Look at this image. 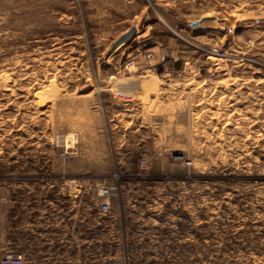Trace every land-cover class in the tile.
<instances>
[{
  "label": "rangeland",
  "instance_id": "1",
  "mask_svg": "<svg viewBox=\"0 0 264 264\" xmlns=\"http://www.w3.org/2000/svg\"><path fill=\"white\" fill-rule=\"evenodd\" d=\"M0 184L26 264H264V0H0Z\"/></svg>",
  "mask_w": 264,
  "mask_h": 264
},
{
  "label": "built area",
  "instance_id": "2",
  "mask_svg": "<svg viewBox=\"0 0 264 264\" xmlns=\"http://www.w3.org/2000/svg\"><path fill=\"white\" fill-rule=\"evenodd\" d=\"M215 55L221 59L225 58V54L219 51H215ZM72 140H73L72 142L73 144L77 143L78 135L72 134ZM65 144L66 143H64L63 146H65ZM60 158L66 160L69 158V155L67 153L61 154ZM4 196H5V190L3 185L0 184V212L2 205L4 203ZM101 208L104 212H108L110 209V204L108 202H105L102 204ZM0 264H26L24 256L21 253H18L13 250H5L3 248V233L1 227V218H0Z\"/></svg>",
  "mask_w": 264,
  "mask_h": 264
},
{
  "label": "crops",
  "instance_id": "3",
  "mask_svg": "<svg viewBox=\"0 0 264 264\" xmlns=\"http://www.w3.org/2000/svg\"><path fill=\"white\" fill-rule=\"evenodd\" d=\"M0 218H1V212H0ZM1 227H2V233H3V243H4V235L9 236L12 231L15 232V234L17 232L16 224H13L12 221H9V219L7 220L6 223H4V225H1Z\"/></svg>",
  "mask_w": 264,
  "mask_h": 264
},
{
  "label": "water",
  "instance_id": "4",
  "mask_svg": "<svg viewBox=\"0 0 264 264\" xmlns=\"http://www.w3.org/2000/svg\"><path fill=\"white\" fill-rule=\"evenodd\" d=\"M193 27L198 28L199 23L195 22L192 24ZM136 29H132L129 33H127L125 36H123L118 43L116 44L115 48H118L123 43L129 42L135 35H136Z\"/></svg>",
  "mask_w": 264,
  "mask_h": 264
},
{
  "label": "bare ground",
  "instance_id": "5",
  "mask_svg": "<svg viewBox=\"0 0 264 264\" xmlns=\"http://www.w3.org/2000/svg\"><path fill=\"white\" fill-rule=\"evenodd\" d=\"M127 43V42H126ZM125 43H123L122 45H124Z\"/></svg>",
  "mask_w": 264,
  "mask_h": 264
}]
</instances>
